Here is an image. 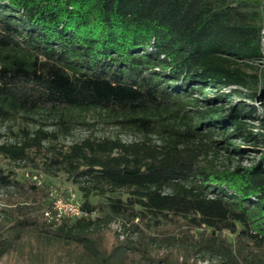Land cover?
<instances>
[{
	"label": "trees",
	"instance_id": "trees-1",
	"mask_svg": "<svg viewBox=\"0 0 264 264\" xmlns=\"http://www.w3.org/2000/svg\"><path fill=\"white\" fill-rule=\"evenodd\" d=\"M235 95L264 102V0H0V141L17 119L57 126L0 142V190L22 203L9 232L34 233L40 176L63 174L102 217L55 224L39 212L36 230L81 245L89 264H114L86 232L116 218L158 235L135 227L139 245L264 264V118L250 124L245 102L226 108ZM89 112L140 140L60 144ZM247 149L259 153L249 166L218 163Z\"/></svg>",
	"mask_w": 264,
	"mask_h": 264
},
{
	"label": "rangeland",
	"instance_id": "rangeland-1",
	"mask_svg": "<svg viewBox=\"0 0 264 264\" xmlns=\"http://www.w3.org/2000/svg\"><path fill=\"white\" fill-rule=\"evenodd\" d=\"M257 66L263 68V65ZM248 72L250 73L252 71ZM243 98V95H235L234 101L229 102L226 108H230L240 101L245 102L247 106L255 107V117L252 119L253 122H249L255 125L257 118H264V102L262 103L258 99L253 102ZM219 103L221 102H217L218 105ZM218 105L215 106L217 107ZM33 118L35 120L33 123L25 124L18 119L15 122L6 123L1 129L3 138L0 142L20 145L21 139L15 137L13 134H20L23 129L27 130L29 136H33L34 132L38 129L43 130L47 134H53L57 130V126H55L52 119H46L44 116H34ZM70 120L77 125L69 135L65 137L59 136L58 142L60 144L70 145L89 137L99 139L108 138L111 140L118 139L122 143H132L140 140L139 135L118 130L117 127L110 124L105 117L97 113L89 112L73 115ZM154 140L158 142L157 138H154ZM215 140L219 141V139ZM240 145L246 147L251 146L249 142L240 143ZM257 148H259V146H257ZM258 158L259 153L247 149L242 155L241 160L233 157V160L229 162L225 161L223 157H220L218 163L231 167L237 165L244 167L249 166L251 160ZM16 171L22 173L27 171V169L20 165L19 169H16ZM39 183L43 189L42 194H39V198L36 200L39 204V208H37L32 200L28 201V204H30L32 208L38 209V211L36 210L32 215L34 219L33 217L27 218V220L35 226L32 227L34 233L23 232L17 237H15L14 231L9 232L12 230L13 224L7 221L6 214L10 211L14 213L18 204L22 203L16 198L12 189L0 190V264H89L86 253L81 245L74 242L65 243L52 234L37 233L36 230L41 227V219L37 218L39 212H42L44 217L47 218L45 214L49 211L51 203L56 198L73 200L79 204L81 202L79 190L76 186L72 185L63 174H58L55 177L40 176ZM44 194H48V199L44 202L41 210V203L43 201L42 196ZM96 201L97 199H92V202ZM101 217L100 213L95 212L89 219L95 220ZM135 227H137L139 231H143L144 235L148 238L158 236L156 233L146 229L144 225L137 223V221L128 222L124 219L117 218L100 223L94 228L89 229L86 232V236L95 248L104 251L106 256L112 254V261L114 264L115 262H117V264H219L216 259L203 258L202 255L194 256L190 253L191 251H178L170 247H158V244L155 245L150 243L139 245L140 233L138 230L134 229ZM8 236H12L14 239L9 237V243H6L4 240ZM126 241L131 242L135 250H123L121 246ZM5 245L8 247L3 250Z\"/></svg>",
	"mask_w": 264,
	"mask_h": 264
},
{
	"label": "built area",
	"instance_id": "built-area-1",
	"mask_svg": "<svg viewBox=\"0 0 264 264\" xmlns=\"http://www.w3.org/2000/svg\"><path fill=\"white\" fill-rule=\"evenodd\" d=\"M45 215L49 222L60 224L63 221L89 219L92 214H88L73 200L56 198Z\"/></svg>",
	"mask_w": 264,
	"mask_h": 264
}]
</instances>
